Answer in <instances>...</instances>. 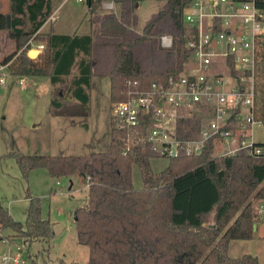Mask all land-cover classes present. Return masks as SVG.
I'll list each match as a JSON object with an SVG mask.
<instances>
[{
  "label": "trees",
  "instance_id": "obj_1",
  "mask_svg": "<svg viewBox=\"0 0 264 264\" xmlns=\"http://www.w3.org/2000/svg\"><path fill=\"white\" fill-rule=\"evenodd\" d=\"M111 1L115 12H104V0H91L88 35L41 33L53 15V0H11L9 14H0V32H7L15 43L0 68L8 66L14 77L48 79L52 85L49 115L88 117L93 81L99 75L108 78L109 99L115 103L126 99L129 82L146 91L152 82L166 83L185 70L193 51L188 48L183 11L192 0ZM145 1L162 6L139 31L138 10ZM163 35L173 37L172 48L161 46ZM31 40L45 46L46 68L29 57ZM260 60L258 100L264 118V41ZM112 119L106 152L0 155V160H16L24 180L39 169L55 179L88 180V205L77 208L74 215L78 242L89 248V264H261L251 255L232 258L229 252L233 241L255 239L264 203V154L252 156L244 150L233 156L217 155L211 140L201 155L181 154L155 173L152 161L163 157L135 132L130 138L132 151L124 155L128 134L116 130ZM202 126V118H179L176 136L194 140ZM134 166L140 171L141 190L134 189ZM28 200L25 225L0 200V231L11 230L13 237L25 240L29 251L36 242L50 241L53 232L50 219L42 215L41 200L30 195Z\"/></svg>",
  "mask_w": 264,
  "mask_h": 264
},
{
  "label": "rangeland",
  "instance_id": "obj_2",
  "mask_svg": "<svg viewBox=\"0 0 264 264\" xmlns=\"http://www.w3.org/2000/svg\"><path fill=\"white\" fill-rule=\"evenodd\" d=\"M7 1L2 0V3ZM53 5L55 16L59 17L64 27V30L57 29L58 33H90L88 0H53ZM161 6L160 2H143L138 10L140 27L137 30L141 31ZM26 32L30 34L31 29L27 27ZM14 49L15 43L9 34L0 32V61ZM36 57L38 55L31 59L35 60ZM3 77L6 88L0 83L1 156L10 152L41 156H85L109 150L112 108L117 102L112 103L109 99L110 84L107 77H95L91 89L90 115L74 118L73 123L63 120L55 123L57 121L47 117L52 100V85L48 79L14 77L8 69L0 71V80ZM21 81L24 86L20 85ZM258 106L259 110L263 109L261 100H258ZM254 135L256 142L264 144V125L256 128ZM226 150V146L218 147L216 153L220 155ZM168 165L167 158L152 161L155 173H161ZM70 178L55 179L46 170L39 169L32 171L29 178L24 180L15 159L3 157L0 160V200L3 206L11 210L16 221L25 225L30 206L28 195L40 199L42 215L50 219L53 232L50 241L36 242L28 251L24 239L13 237L11 230L0 231V257L23 248L20 253L21 264H89V248L78 242L74 215L77 207L88 205V193L82 189V177L76 179L74 189L70 192ZM133 183L134 189H143L137 166L133 169ZM257 225L259 231L254 240L233 243L230 252L232 258L248 254L264 264V216ZM8 240H13V243L9 244Z\"/></svg>",
  "mask_w": 264,
  "mask_h": 264
},
{
  "label": "built area",
  "instance_id": "obj_3",
  "mask_svg": "<svg viewBox=\"0 0 264 264\" xmlns=\"http://www.w3.org/2000/svg\"><path fill=\"white\" fill-rule=\"evenodd\" d=\"M263 3L192 0L186 6L183 21L193 53L185 70L166 83L152 82L146 91L138 90L137 82H129L126 99L112 108L114 128L128 134L124 155L132 151L133 132L154 153L167 159L201 155L211 140L216 150L227 147L222 156L244 150L252 156L264 154L254 135L255 129L264 125L258 106ZM104 10L115 12V3H105ZM160 42L170 49L174 39L163 35ZM30 44L33 48V40ZM38 49L45 47L39 45ZM6 69L8 66H3L0 71ZM0 83L5 84L4 77ZM179 118H202L207 124L196 139L180 140L176 136ZM22 249L0 257V264H21Z\"/></svg>",
  "mask_w": 264,
  "mask_h": 264
},
{
  "label": "crops",
  "instance_id": "obj_4",
  "mask_svg": "<svg viewBox=\"0 0 264 264\" xmlns=\"http://www.w3.org/2000/svg\"><path fill=\"white\" fill-rule=\"evenodd\" d=\"M108 2H113V1H106V2H104V4L105 3H108ZM146 2V1H145ZM104 4H103V8H104ZM142 4V3H141ZM140 4V5H141ZM10 6H11V0H8L7 2H5V3H2V0H0V14L1 15H8L9 14V12H10ZM116 6V5H115ZM55 6L53 5V8H54ZM139 8H140V6H139ZM55 14H56V11L54 10V12H53V15H52V17H51V19H49V21L43 26V28L41 29V33H43V34H59V35H81V34H77V33H71V34H66V33H58V31H56L57 29L58 30H64V27H62V25H61V22H59L60 21V19H59V17L57 18L56 16H55ZM155 14V13H154ZM89 20H90V17H89ZM90 32H91V29H90ZM90 34V33H89ZM84 35H88V34H84ZM34 43V46H33V50H31L30 52H35V55L37 56L38 55V57H36V59L35 60H37V62H38V64L40 65V67H42V68H46V65H47V54H46V48L44 49V50H39L38 49V46L39 45H42V44H36V42H33ZM44 46V45H43ZM45 47V46H44ZM20 85L22 86H24V83H23V81H21L20 82ZM3 86V88H6V84H4V85H2ZM47 117H49V119L51 120H55V121H57V122H55V123H59L61 120H63V121H69V122H71V123H73L74 122V118H76V117H53V116H51V115H49L48 114V116ZM59 119V120H58ZM258 144H260V145H262L263 143H260V142H257ZM264 145V144H263ZM77 178H79V179H81V177H79V176H73V177H71L70 179H71V186H70V188H69V191L70 192H72V190L74 189V186H75V184H74V182L76 181V179ZM82 185H84V187H82V189H84L85 191H87V193H88V180L87 179H84V180H82ZM58 185H60V183H58ZM261 207L262 208H264V203H262V205H261ZM77 208H79V207H77ZM76 208V209H77ZM9 212H11V210H9ZM11 214V213H10ZM263 216H264V212H263V209L261 210V217H260V220H259V223L261 222V219L263 218ZM52 224V223H51ZM259 231V228H258V225H256L255 226V234L257 233ZM12 235V234H11ZM14 235V234H13ZM3 241H7V240H3ZM9 241V244L10 243H13V240H8ZM236 241H233L232 243H231V246H230V252H231V250H232V245H233V243H235ZM229 252V253H230ZM245 254H243V255H241V257H243ZM247 255V254H246ZM240 257V258H241Z\"/></svg>",
  "mask_w": 264,
  "mask_h": 264
},
{
  "label": "water",
  "instance_id": "obj_5",
  "mask_svg": "<svg viewBox=\"0 0 264 264\" xmlns=\"http://www.w3.org/2000/svg\"><path fill=\"white\" fill-rule=\"evenodd\" d=\"M90 3H91V0H88V7H90V5H91ZM7 19H8V27H10L11 26L10 25L11 17L8 16ZM33 56H35V52H30L29 57L32 58Z\"/></svg>",
  "mask_w": 264,
  "mask_h": 264
}]
</instances>
